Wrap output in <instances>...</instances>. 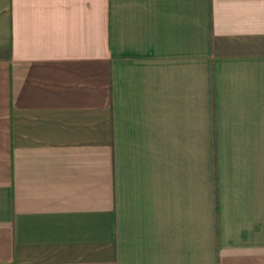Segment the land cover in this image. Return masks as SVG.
Here are the masks:
<instances>
[{
  "label": "crops",
  "instance_id": "obj_1",
  "mask_svg": "<svg viewBox=\"0 0 264 264\" xmlns=\"http://www.w3.org/2000/svg\"><path fill=\"white\" fill-rule=\"evenodd\" d=\"M0 264H264V0H0Z\"/></svg>",
  "mask_w": 264,
  "mask_h": 264
}]
</instances>
